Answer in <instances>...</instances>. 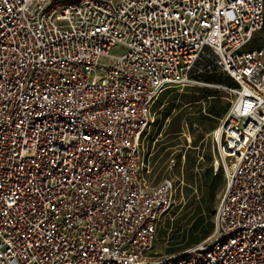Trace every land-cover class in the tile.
<instances>
[{"label": "built area", "instance_id": "2783aa9c", "mask_svg": "<svg viewBox=\"0 0 264 264\" xmlns=\"http://www.w3.org/2000/svg\"><path fill=\"white\" fill-rule=\"evenodd\" d=\"M263 26L264 0H0V264H264ZM207 52L236 83L224 186L212 234L160 255L174 183L146 182L141 139Z\"/></svg>", "mask_w": 264, "mask_h": 264}, {"label": "rangeland", "instance_id": "374dc122", "mask_svg": "<svg viewBox=\"0 0 264 264\" xmlns=\"http://www.w3.org/2000/svg\"><path fill=\"white\" fill-rule=\"evenodd\" d=\"M259 35H263V32H260ZM125 50L126 48L123 45H117L111 48L110 53L118 55L124 53ZM206 87L222 91L223 99H231V94L228 90L229 87L224 82L212 81L207 84ZM172 88L174 91L171 90ZM190 91L189 87L166 88L159 95L152 107V122L143 133L141 139L143 154L150 159L154 167L153 174L149 177V181L152 183L150 185H155L168 176L172 178L174 183V194L171 206L158 223L153 244L154 252L160 255L169 254L167 249L171 246L172 235L180 233L190 225L192 205L200 199L202 194L201 173L205 168L210 167L214 159L217 158L216 146L211 139V133L218 126V123L210 129L207 124L199 123L202 125L201 127H203L201 128L198 127V123H194L195 130L192 132L190 123L185 122L186 124L183 125L182 134L173 142V147L171 146V148H166L164 150H162L161 143L163 142L161 141L163 139V141H165V137L155 135L154 120L161 117L162 111L167 104L165 101L172 98L176 92L181 95V93H190ZM177 98V101H185L184 97L178 96ZM188 104L189 103L184 104L183 107ZM185 125L189 131V137L184 133ZM195 140H197V142L196 145L193 146ZM148 153H150V155H148ZM171 159L174 160L173 166L168 165ZM182 215H185V217L181 221V230L178 232V227L174 223L175 220L180 219ZM168 220L170 222V227L165 228L164 223Z\"/></svg>", "mask_w": 264, "mask_h": 264}, {"label": "trees", "instance_id": "16d2710c", "mask_svg": "<svg viewBox=\"0 0 264 264\" xmlns=\"http://www.w3.org/2000/svg\"><path fill=\"white\" fill-rule=\"evenodd\" d=\"M260 32H263L264 35V26L254 35L253 39L248 44L249 49L260 48L264 45L263 35L260 36ZM214 62L215 56L209 53L208 57H203L198 63V68H200L201 71L198 73L197 77L203 85L186 86L190 88V93H181V95H179V93L176 92L172 98L165 101L167 104L162 111L161 117L154 120L155 135L165 137V141H163L164 139L161 141L163 142L161 143L162 150L171 148V146L174 145L173 142L182 134V127L185 122L190 123L192 132L195 130L194 123H198V127H201V124H207L210 129L213 128L216 123L219 124L220 119L230 108L231 99H223L222 91L206 87V85L212 81L224 82L229 88L236 87V83L233 79L225 73H222ZM171 90L174 91L173 88ZM178 96L184 97L185 101H177ZM187 103L189 104L183 107L184 104ZM196 142L197 140L193 142V146L196 145ZM201 174L202 194L194 205L190 203L192 205L190 225L180 233L172 235L171 246L167 249L169 254L180 252L208 238L213 232V219L219 195L224 186V174L221 168L215 171L213 163L210 167L205 168ZM184 217L185 215H182L180 219L175 220L174 224L178 227V232L181 230V221ZM164 224L165 228L170 227L169 220Z\"/></svg>", "mask_w": 264, "mask_h": 264}, {"label": "crops", "instance_id": "0c3cea01", "mask_svg": "<svg viewBox=\"0 0 264 264\" xmlns=\"http://www.w3.org/2000/svg\"><path fill=\"white\" fill-rule=\"evenodd\" d=\"M182 131H183V127H182ZM148 155H150V153H148ZM153 169H154L153 164L150 162V159L144 154V166L142 167V175L146 180V182L149 184H152L149 181L150 180L149 177L153 174Z\"/></svg>", "mask_w": 264, "mask_h": 264}]
</instances>
